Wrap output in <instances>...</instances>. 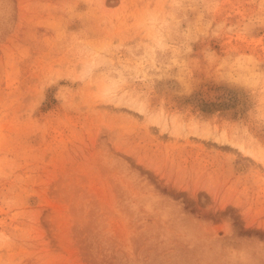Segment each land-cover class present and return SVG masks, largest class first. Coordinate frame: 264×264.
Masks as SVG:
<instances>
[{
    "label": "rangeland",
    "instance_id": "rangeland-1",
    "mask_svg": "<svg viewBox=\"0 0 264 264\" xmlns=\"http://www.w3.org/2000/svg\"><path fill=\"white\" fill-rule=\"evenodd\" d=\"M0 264H264V0H0Z\"/></svg>",
    "mask_w": 264,
    "mask_h": 264
}]
</instances>
